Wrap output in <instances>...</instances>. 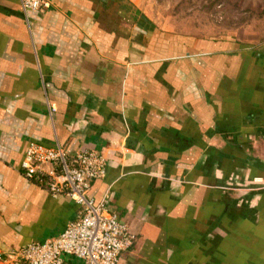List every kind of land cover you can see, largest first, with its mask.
Here are the masks:
<instances>
[{"label": "crops", "instance_id": "obj_1", "mask_svg": "<svg viewBox=\"0 0 264 264\" xmlns=\"http://www.w3.org/2000/svg\"><path fill=\"white\" fill-rule=\"evenodd\" d=\"M48 1L0 0V264L81 211L25 177L30 143L105 157L88 195L135 234L118 264H264V43L165 31L135 0Z\"/></svg>", "mask_w": 264, "mask_h": 264}, {"label": "built area", "instance_id": "obj_2", "mask_svg": "<svg viewBox=\"0 0 264 264\" xmlns=\"http://www.w3.org/2000/svg\"><path fill=\"white\" fill-rule=\"evenodd\" d=\"M19 1L24 12L50 6L48 0ZM20 167L25 177L45 185L51 194L69 197L81 211L58 235L10 249L6 254L9 264H64V255L78 258L82 264H118L121 253L132 246L135 234L108 208L109 194L100 202L88 195L92 182L106 175L103 155L91 150L70 155L58 144L48 147L30 143Z\"/></svg>", "mask_w": 264, "mask_h": 264}, {"label": "rangeland", "instance_id": "obj_3", "mask_svg": "<svg viewBox=\"0 0 264 264\" xmlns=\"http://www.w3.org/2000/svg\"><path fill=\"white\" fill-rule=\"evenodd\" d=\"M135 1L151 22L165 31L211 40L228 37L253 47L264 43V0ZM3 258L1 261L9 264L6 254Z\"/></svg>", "mask_w": 264, "mask_h": 264}]
</instances>
